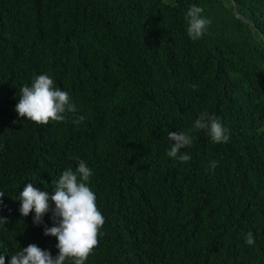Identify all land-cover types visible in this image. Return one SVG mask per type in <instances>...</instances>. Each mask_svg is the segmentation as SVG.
I'll list each match as a JSON object with an SVG mask.
<instances>
[{
  "label": "trees",
  "instance_id": "trees-1",
  "mask_svg": "<svg viewBox=\"0 0 264 264\" xmlns=\"http://www.w3.org/2000/svg\"><path fill=\"white\" fill-rule=\"evenodd\" d=\"M193 4L211 20L197 41ZM44 73L77 107L64 122L15 111L19 89ZM202 112L228 142L194 130ZM171 131L192 135L187 163L167 156ZM76 157L106 221L86 264H264V0H0L5 264L30 243L58 254L44 235L52 213L34 224L19 193L32 183L51 194Z\"/></svg>",
  "mask_w": 264,
  "mask_h": 264
},
{
  "label": "clouds",
  "instance_id": "clouds-1",
  "mask_svg": "<svg viewBox=\"0 0 264 264\" xmlns=\"http://www.w3.org/2000/svg\"><path fill=\"white\" fill-rule=\"evenodd\" d=\"M203 12L204 9L195 4L186 12L187 34L193 41L201 39L211 24V20L202 15ZM15 111L20 118L46 125L50 121H66L65 114L75 113L77 107L72 103L70 94L56 87L54 79L44 73L35 76L31 86L25 85L19 89V101L15 105ZM84 119L81 115L73 123L79 125ZM193 128L206 131L213 143H226L230 139L227 134L229 130L218 118L207 112L199 114ZM167 138L171 142L167 156L187 163L191 156L181 150L193 144L192 135L189 132L171 131L167 133ZM76 159L79 163L75 170L69 167L58 179L53 180L51 194L34 187L32 183H28L19 193L22 201L19 211L24 217L34 211V224H43L44 216L52 213L53 226L45 225L44 235L56 237L58 254L53 256L50 251L30 243L11 254L9 264H86L98 246L101 229L106 222L105 217L98 207L97 196L89 185L92 169L84 160L79 157ZM217 166L218 161L210 162L212 172ZM3 196L4 193L0 192V198ZM2 203L0 199V204ZM245 242L250 246L255 244L251 231L245 236ZM0 264H5L3 255H0Z\"/></svg>",
  "mask_w": 264,
  "mask_h": 264
}]
</instances>
